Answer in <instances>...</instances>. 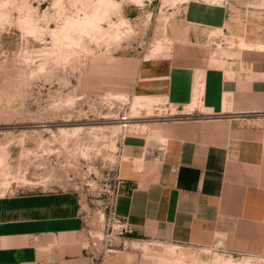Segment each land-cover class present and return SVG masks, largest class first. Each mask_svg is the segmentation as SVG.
<instances>
[{"label":"crops","instance_id":"1","mask_svg":"<svg viewBox=\"0 0 264 264\" xmlns=\"http://www.w3.org/2000/svg\"><path fill=\"white\" fill-rule=\"evenodd\" d=\"M257 6L253 19L249 5L211 7L195 19L201 35L177 39L161 57L128 60L125 90L170 113L121 143L114 213L131 231L127 240L264 257V4ZM212 33L243 47L220 44L226 56L212 53L204 42ZM81 212L73 192L0 195V264H92Z\"/></svg>","mask_w":264,"mask_h":264},{"label":"rangeland","instance_id":"2","mask_svg":"<svg viewBox=\"0 0 264 264\" xmlns=\"http://www.w3.org/2000/svg\"><path fill=\"white\" fill-rule=\"evenodd\" d=\"M225 4L249 5L253 19L264 0H0V195L75 193L92 264H264L218 246L129 241L114 227L121 143L170 113L131 97L120 76L129 59L199 35L195 19ZM211 35L212 53L243 47Z\"/></svg>","mask_w":264,"mask_h":264},{"label":"built area","instance_id":"3","mask_svg":"<svg viewBox=\"0 0 264 264\" xmlns=\"http://www.w3.org/2000/svg\"><path fill=\"white\" fill-rule=\"evenodd\" d=\"M130 124H131V119L126 115L125 112H123L119 118L120 128L122 129L123 132H125L129 128ZM113 219H114V224H115L114 227L116 228L117 234L119 236L129 235L131 233L126 223H124L120 218L114 215V213H113ZM224 252L228 253L227 251H224Z\"/></svg>","mask_w":264,"mask_h":264}]
</instances>
